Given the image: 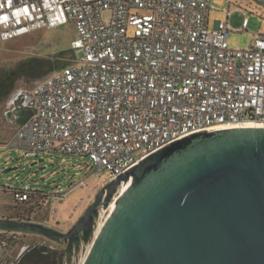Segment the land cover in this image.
Returning <instances> with one entry per match:
<instances>
[{
	"label": "built area",
	"instance_id": "2783aa9c",
	"mask_svg": "<svg viewBox=\"0 0 264 264\" xmlns=\"http://www.w3.org/2000/svg\"><path fill=\"white\" fill-rule=\"evenodd\" d=\"M210 8V0H0V42L68 23L74 32L73 60L19 102L34 113L7 144L24 157L87 156L97 175L107 172L104 185L182 135L264 126V32L230 47L228 7L212 28ZM6 188L15 219L46 224L43 213L65 196L30 183Z\"/></svg>",
	"mask_w": 264,
	"mask_h": 264
},
{
	"label": "water",
	"instance_id": "95a60500",
	"mask_svg": "<svg viewBox=\"0 0 264 264\" xmlns=\"http://www.w3.org/2000/svg\"><path fill=\"white\" fill-rule=\"evenodd\" d=\"M14 113L23 125L34 110ZM0 230L69 246L81 235L67 264H264V127L169 141L102 185L66 231L10 217Z\"/></svg>",
	"mask_w": 264,
	"mask_h": 264
},
{
	"label": "rangeland",
	"instance_id": "374dc122",
	"mask_svg": "<svg viewBox=\"0 0 264 264\" xmlns=\"http://www.w3.org/2000/svg\"><path fill=\"white\" fill-rule=\"evenodd\" d=\"M210 6L209 28L216 20H225L228 7L230 32L227 43L230 47L245 48L253 33L264 32V7L255 0H210ZM244 17L247 24L241 29ZM73 33V26L68 23L0 42V185L15 188L30 183L32 187L48 192L56 188L64 190L65 196L52 215L49 216L47 211L43 213V217L48 218L47 225L60 231L73 225L93 201L107 172L97 175L87 167L90 164L87 156L50 151L24 157L23 149L7 144L17 125L13 118H6V113L16 102L30 103L33 100L30 92L35 83L73 60ZM7 167L16 168L3 173ZM11 203V191L0 189V217L16 216L18 208L13 209ZM1 234L0 264L15 261L31 244H42L52 251V242L41 235L8 230ZM56 247L60 248L59 245ZM62 255L64 262L65 252Z\"/></svg>",
	"mask_w": 264,
	"mask_h": 264
},
{
	"label": "flooded vegetation",
	"instance_id": "af4514ba",
	"mask_svg": "<svg viewBox=\"0 0 264 264\" xmlns=\"http://www.w3.org/2000/svg\"><path fill=\"white\" fill-rule=\"evenodd\" d=\"M255 2L257 1L255 0ZM257 4L259 6H262L258 2ZM22 108H23L22 105H20L19 102H16L11 107L7 115L11 117L12 115H15L14 109L16 110V109H22ZM71 226L72 225H69L68 227L65 228V230H62V231H66ZM42 237L52 242V251H50L48 248H46V246L42 244H31L30 246L22 250V252L19 254L17 259H15V261L9 264H67V261H70L69 259L71 258L72 253L78 250L82 242L81 235L79 237L78 243L76 244L74 241H72L70 246H69L68 239L60 238L59 240H52L45 236H42ZM57 245H59L60 248H57L56 247ZM68 247L71 249L69 256L67 255ZM63 252H65V257H66V260L64 262H63V255H62Z\"/></svg>",
	"mask_w": 264,
	"mask_h": 264
},
{
	"label": "bare ground",
	"instance_id": "6f19581e",
	"mask_svg": "<svg viewBox=\"0 0 264 264\" xmlns=\"http://www.w3.org/2000/svg\"><path fill=\"white\" fill-rule=\"evenodd\" d=\"M238 127H264V126L253 123V122H245L244 124Z\"/></svg>",
	"mask_w": 264,
	"mask_h": 264
},
{
	"label": "crops",
	"instance_id": "0c3cea01",
	"mask_svg": "<svg viewBox=\"0 0 264 264\" xmlns=\"http://www.w3.org/2000/svg\"><path fill=\"white\" fill-rule=\"evenodd\" d=\"M2 99H4V97H2ZM22 109H24V108H22ZM6 118L7 119H11V118H13V120H15L16 119V116L15 115H12L11 117H9L8 115H7V113H6ZM1 186H4V185H0V187ZM56 223H59L58 221H56ZM68 227V226H67Z\"/></svg>",
	"mask_w": 264,
	"mask_h": 264
},
{
	"label": "trees",
	"instance_id": "16d2710c",
	"mask_svg": "<svg viewBox=\"0 0 264 264\" xmlns=\"http://www.w3.org/2000/svg\"><path fill=\"white\" fill-rule=\"evenodd\" d=\"M3 142H5V141H3ZM61 153H63V152H61ZM65 154H67V153H65ZM87 167H88V165H87ZM3 236V234H1L0 233V238ZM0 240H2V239H0Z\"/></svg>",
	"mask_w": 264,
	"mask_h": 264
}]
</instances>
